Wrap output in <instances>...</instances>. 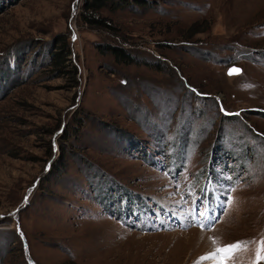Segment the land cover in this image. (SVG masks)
<instances>
[{"label":"rangeland","instance_id":"1","mask_svg":"<svg viewBox=\"0 0 264 264\" xmlns=\"http://www.w3.org/2000/svg\"><path fill=\"white\" fill-rule=\"evenodd\" d=\"M82 3L0 0V264H196L212 237L259 241L264 0H132L99 11L115 30Z\"/></svg>","mask_w":264,"mask_h":264},{"label":"trees","instance_id":"2","mask_svg":"<svg viewBox=\"0 0 264 264\" xmlns=\"http://www.w3.org/2000/svg\"><path fill=\"white\" fill-rule=\"evenodd\" d=\"M82 12L81 17L83 20L95 27H103L109 30H115V26H112L106 18L100 16L99 11L101 9H105L108 11H113L115 9H125L129 8L128 5L132 4V0H82ZM95 47L100 49L101 52L109 53L113 60L121 64H129L133 58L130 53L123 49L120 46L112 45V44H96ZM68 49H65L66 52ZM67 53L60 54V51L54 50L51 51L50 54V63L52 64V68L58 71L61 67H63L64 61L67 59L65 55ZM60 74H63L60 72Z\"/></svg>","mask_w":264,"mask_h":264},{"label":"snow or ice","instance_id":"3","mask_svg":"<svg viewBox=\"0 0 264 264\" xmlns=\"http://www.w3.org/2000/svg\"><path fill=\"white\" fill-rule=\"evenodd\" d=\"M240 71V69L234 67L229 70L228 75H237ZM232 202V197H229V203ZM200 215L204 216L205 213H200ZM210 239L212 244L211 251L201 256L196 264H204L205 261L210 262V264H234L236 254L247 250L249 244L255 245L254 259L251 260L250 264H261V262H264V237L259 241H236L230 244H222L216 237Z\"/></svg>","mask_w":264,"mask_h":264},{"label":"water","instance_id":"4","mask_svg":"<svg viewBox=\"0 0 264 264\" xmlns=\"http://www.w3.org/2000/svg\"><path fill=\"white\" fill-rule=\"evenodd\" d=\"M232 68H234V67H231L230 69H232ZM230 69H229V70H230Z\"/></svg>","mask_w":264,"mask_h":264}]
</instances>
